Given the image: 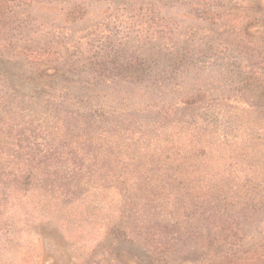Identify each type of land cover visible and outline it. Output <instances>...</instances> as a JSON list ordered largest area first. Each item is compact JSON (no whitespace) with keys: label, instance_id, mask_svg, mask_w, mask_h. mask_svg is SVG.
Returning a JSON list of instances; mask_svg holds the SVG:
<instances>
[{"label":"rangeland","instance_id":"obj_1","mask_svg":"<svg viewBox=\"0 0 264 264\" xmlns=\"http://www.w3.org/2000/svg\"><path fill=\"white\" fill-rule=\"evenodd\" d=\"M248 15L0 0V264H264Z\"/></svg>","mask_w":264,"mask_h":264},{"label":"trees","instance_id":"obj_2","mask_svg":"<svg viewBox=\"0 0 264 264\" xmlns=\"http://www.w3.org/2000/svg\"><path fill=\"white\" fill-rule=\"evenodd\" d=\"M200 6H205L209 9H224V10H236L237 12L248 13L247 18L253 22L260 21L259 17H262L264 14V0H199ZM245 4H248L246 6ZM252 14H256V17H253ZM263 26L250 24L247 27L246 33L252 32L253 28L259 30L254 31L256 34H260Z\"/></svg>","mask_w":264,"mask_h":264}]
</instances>
